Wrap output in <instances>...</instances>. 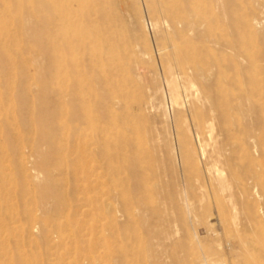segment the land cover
<instances>
[{
  "label": "bare ground",
  "instance_id": "1",
  "mask_svg": "<svg viewBox=\"0 0 264 264\" xmlns=\"http://www.w3.org/2000/svg\"><path fill=\"white\" fill-rule=\"evenodd\" d=\"M144 2L153 33L162 35V44L155 53L159 55L162 77L170 94L169 104L176 112L175 145L170 142L173 140H166L168 137L163 142L157 136L160 131L156 135L152 132L156 123L150 130L141 128L134 120V113L124 107V97L101 100L110 74L104 84L97 80L94 88L82 80L61 82L50 91L47 100L45 84L41 85L42 90L24 86L19 92L12 70L8 82H1L0 75V198L7 170L3 161L10 149L17 150L7 125L18 119L15 102L22 93L32 100V124L38 135L31 148L36 150L49 140L58 141V156H42L39 162L37 171L46 174L45 180L54 186L49 164L55 157L58 165L67 166L64 177L72 175L80 181L83 206H89L91 186L106 185L107 201L116 200L115 205L120 202L117 209L111 208L114 215L118 212V216L141 226L142 231H133L128 237L127 246L119 252L122 256L113 258L115 263L264 264V217L260 212L264 207L256 206L255 216L247 225L238 224L239 213L237 217L232 215L234 210H239L233 191L236 183L241 185L238 190L254 195L264 206V78L262 73H255L256 57H249L246 67L242 66L243 58L233 39V35L239 34L240 19L226 24V16L235 15L230 0ZM0 3V64L7 54L13 68L19 0H0ZM49 3L54 15L52 33L60 28L58 46L62 50L78 51L96 43L105 45L106 56L99 55L97 60L106 61L110 70L114 67L111 54L118 27L144 29L146 26L135 0H49ZM253 24V21L245 22L252 36L256 34ZM91 31L95 33L93 39L89 36ZM52 42L54 54L55 33ZM137 46L135 43L132 47V57L140 53ZM142 53L148 54L142 50L141 56ZM66 60L65 67L70 66L69 59ZM251 68L255 71L251 72ZM144 72L140 71L136 78ZM245 74H248L246 79ZM159 84L154 92L163 87ZM154 94L153 98L160 96ZM152 97H147L143 107L146 112L161 109V98L165 100V95L159 97L161 100L157 98L161 102L157 105ZM163 102L164 107L166 101ZM165 108L164 115L171 118ZM121 109L122 115L118 112ZM184 113L189 117L186 124ZM159 116L163 117L162 113ZM120 126L125 129L121 134L117 130ZM21 156L27 160L23 151ZM69 157L72 161L68 163ZM91 162L95 164L92 170ZM39 174L35 172L33 179L40 180ZM237 178L244 182H237ZM43 189L46 200L40 209L48 210L47 204L53 200L54 211L61 212L68 199ZM244 218L241 217L242 221ZM16 220V215L4 214L0 207V237L3 229ZM29 222V228L35 230L41 224L33 216ZM200 227L206 237L200 236ZM17 262L23 264L20 259Z\"/></svg>",
  "mask_w": 264,
  "mask_h": 264
},
{
  "label": "rangeland",
  "instance_id": "2",
  "mask_svg": "<svg viewBox=\"0 0 264 264\" xmlns=\"http://www.w3.org/2000/svg\"><path fill=\"white\" fill-rule=\"evenodd\" d=\"M135 1L141 9L142 20H145L144 22L148 26H145L144 29H124L118 27V36H115V40L113 41V53L111 54L113 55L112 65L114 67L110 70L109 64L106 61L102 63L97 60L99 55L106 56L108 50L105 45L98 44L97 46L96 43L81 48L78 51L62 50L58 46L61 41L60 28L55 29L53 32L57 38V48L53 54V33L51 29L53 21L51 20H53L52 17L54 15L50 8L51 4L49 0H19L14 48L15 63L12 68L7 54L1 58V82H8L11 71L15 70V75L13 76L18 91L20 90L19 92H21L24 86H30L33 90L38 91L41 89V85L45 84L47 94L44 98L49 97L47 99L49 100L50 91L61 82L73 83L82 80L94 88L97 80L100 79L102 84H104V79L107 74H110V82L103 88L105 92L101 93V100L103 102L107 100L108 102V98L111 96L113 98L118 96L120 98L124 97V107L127 106V109L132 114L134 113V120L141 128L150 130L156 123L152 132L154 133L155 131L154 134L156 135L160 131L157 136L160 135L163 142L167 139L173 140L170 142L175 145L176 112L174 113V108L170 105V94L167 92L168 90L162 77L159 63L160 58L157 54L159 45L162 44V35L160 33L154 34L155 31L151 29L150 16L145 8L144 0ZM230 1L235 15L232 18L231 15H227L226 24L229 25L230 22L240 19L239 34L233 35V39L236 41L240 58H243L241 61L243 62L242 66L246 67L249 57H256L258 66L255 73H262L261 76L264 78V57H259L264 56V0ZM145 16L148 18H144ZM246 21H253V25L256 27L255 35L252 36L248 27L245 26ZM259 23L260 25H258ZM89 34L90 38L93 39L95 33L91 31ZM130 43L132 44L130 45ZM135 43L140 46L136 47L139 48V50L137 49L138 52L140 51L141 53L143 50L151 58L149 56L147 58L144 53L142 54L145 56H141L139 53L132 57L131 50ZM141 48L142 50H140ZM66 59H69L68 62L71 64L67 66L69 69L65 67ZM150 70H153L152 73ZM138 71H148V76L147 72H144V75L136 78V75H139ZM250 71L253 72L255 69L251 68ZM156 74L159 75L154 77ZM247 75L245 74V79L248 78ZM158 76L161 77L158 78ZM153 77L156 79L154 80ZM155 83H157V86L159 83L163 85L162 87L159 84L161 87H159V90L157 89V92H154L156 91L154 87L158 88ZM149 88L152 90H149ZM163 92L166 93L164 94ZM154 93L156 95L159 94L160 98L165 95V100L164 97L161 100L158 95L153 98L152 96H155ZM22 96L24 97L25 95L20 93L19 98L15 102L17 121L8 123L7 125L8 133L12 136L14 142L13 146H17V150L10 149L8 157L3 161L7 170H5L0 198V207L3 213L7 215L13 213V215H16L17 220L14 224L9 225V227H5L1 234L0 263L18 264L17 261L20 259L23 261V264H117V262L115 263L116 259L113 258L122 256L120 253L127 246L129 242L128 237L132 235L133 231H139L141 226L138 223L128 222L126 218L120 215L118 216V212H116V216L114 215V210L119 207L118 204L120 202L118 201L117 206L115 205L116 200L114 202L107 201L108 196L105 194L107 192L106 185L99 187L91 186L89 193L91 201L89 202V206H83L80 181L72 175L67 178L64 177L63 172L66 171L67 166L64 163L58 165L55 157L52 158V163L50 162L49 164L51 175L55 178V187L52 184L53 182L45 180L46 174L38 172L40 170L39 162L46 155H48L47 157L51 154L58 156V141L49 140L47 143H39L41 145H38L39 148L36 150L31 148L38 140V135L32 124V100L31 98L28 99L27 96L24 98ZM147 97H152L153 100L156 99L154 103H157V105L161 103H158L157 98L162 101L163 105L165 104L163 101H166V105L168 106H164L167 108L168 113L166 114L171 115V118L164 115L166 110H164L163 105L161 106L163 112L159 108L154 109L152 112L148 110L146 112L143 107L149 99ZM118 112L122 115L124 110L121 109ZM161 113L163 117L166 116L167 118L159 116ZM149 117H152L153 120L154 118L157 119L158 123L155 120L153 122ZM185 119L189 121L187 113L183 114L184 124L188 123V121L185 123ZM166 121L170 124H166ZM171 121L175 122L174 125ZM151 122L153 123L151 124ZM159 122L161 123V127L166 125V128H161ZM164 122L165 124H163ZM167 125L171 128L170 130L167 129ZM166 129L172 135L168 134L169 132L166 133ZM117 130L120 134L125 132L122 126L118 127ZM163 130L167 134L166 136L164 132H161ZM21 151L24 152V157L27 160H22ZM70 157L74 159L73 155ZM70 157L66 159L68 163L72 161ZM89 166L92 170L95 164L91 162ZM68 169L71 170L69 167ZM34 170L36 173H40V180L38 178L33 179V175H35ZM236 180L241 184L244 182L240 178ZM240 186L238 183L233 184V191H235L236 196L235 200L237 201V208L239 210H234L237 213L232 212V215L238 216L240 214L238 219L236 218L237 216L235 217V220H239V225H247L255 216L254 210L256 206L259 205L261 207L262 205V208L264 206L263 201L258 200L254 195L238 190ZM43 188L51 190V194L56 193L62 195L64 199H68L64 203V209L58 214L54 211V207H52L53 200L48 202V210L42 211L40 209L41 204L46 200L43 196ZM155 201L158 202L159 200L156 198ZM111 208L114 210H111ZM262 210L260 212H262L261 215L264 217V208ZM32 216L37 218L38 224L41 223L36 230L29 228V221ZM244 216L246 218L242 221L241 217L243 218ZM199 234L201 237H206L205 230L202 227H200ZM186 240L188 241V239ZM208 241L212 243V240ZM204 246H206V243H204ZM12 257L14 258L12 259Z\"/></svg>",
  "mask_w": 264,
  "mask_h": 264
}]
</instances>
